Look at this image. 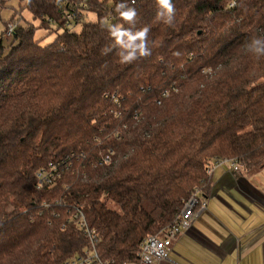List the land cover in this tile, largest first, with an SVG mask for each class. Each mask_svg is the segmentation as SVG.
<instances>
[{
    "label": "trees",
    "instance_id": "16d2710c",
    "mask_svg": "<svg viewBox=\"0 0 264 264\" xmlns=\"http://www.w3.org/2000/svg\"><path fill=\"white\" fill-rule=\"evenodd\" d=\"M17 1L4 20L0 0V264L82 254L76 208L102 260L140 264L216 162L264 169V0Z\"/></svg>",
    "mask_w": 264,
    "mask_h": 264
},
{
    "label": "crops",
    "instance_id": "0c3cea01",
    "mask_svg": "<svg viewBox=\"0 0 264 264\" xmlns=\"http://www.w3.org/2000/svg\"><path fill=\"white\" fill-rule=\"evenodd\" d=\"M261 196L264 169L234 176L229 167L215 168L208 196L211 205L174 240L171 252L159 264H259V258L264 264Z\"/></svg>",
    "mask_w": 264,
    "mask_h": 264
},
{
    "label": "built area",
    "instance_id": "2783aa9c",
    "mask_svg": "<svg viewBox=\"0 0 264 264\" xmlns=\"http://www.w3.org/2000/svg\"><path fill=\"white\" fill-rule=\"evenodd\" d=\"M15 30V25L9 27L8 32L5 34L4 39H11V36ZM110 162L109 157L104 160L107 164ZM219 166L229 167L233 175L236 176L242 169L240 165L235 161L221 160L216 162L208 170V174L211 177L215 168ZM58 164L52 163L46 168L40 169L37 174V185L39 189L44 187H52L56 178H59L60 174L57 172ZM208 197L203 198L200 192H195L191 198L186 202L183 210L176 219V221L164 229L159 235L148 236L140 245V264H159V262L171 252L173 242L180 235L189 230L195 223L198 216L207 210L209 205ZM68 223L75 226L84 237L89 241V246L84 249L82 254L66 260L61 264H114L111 261H104L100 258L97 251L98 234L94 228L88 223L85 213L80 209H74L71 217L68 219Z\"/></svg>",
    "mask_w": 264,
    "mask_h": 264
},
{
    "label": "rangeland",
    "instance_id": "374dc122",
    "mask_svg": "<svg viewBox=\"0 0 264 264\" xmlns=\"http://www.w3.org/2000/svg\"><path fill=\"white\" fill-rule=\"evenodd\" d=\"M7 1L8 2L6 3V9L1 14V18H3L4 20H8L11 17V15L14 14V12H16V11L18 12L19 9H20V3L17 0H7ZM21 5L23 6L24 4H21ZM22 17L25 20H27L28 22H33L32 16H31V14L28 11H23L22 12ZM34 24L37 25L38 23L35 22ZM3 29H4V27H3V24L1 23V25H0V33L3 31ZM48 33H49L48 31L40 29V30H38L36 32L35 39L36 40L43 39L42 44L43 45H47V44L51 43L55 39V35L54 34L49 35ZM3 41H4L5 45H8V40L7 39H4ZM242 172L246 173L244 170ZM242 172H240L238 175H240ZM262 197H264V196H261V198ZM261 202L263 203L264 200L261 199ZM209 205H211V204H209ZM227 217L229 219H231V220H234V217L232 215H227ZM235 217L237 218L236 215H235ZM247 218L249 219L250 215H248ZM261 261L263 262V259L259 258V264L262 263Z\"/></svg>",
    "mask_w": 264,
    "mask_h": 264
}]
</instances>
